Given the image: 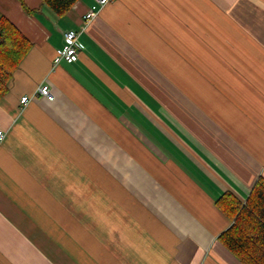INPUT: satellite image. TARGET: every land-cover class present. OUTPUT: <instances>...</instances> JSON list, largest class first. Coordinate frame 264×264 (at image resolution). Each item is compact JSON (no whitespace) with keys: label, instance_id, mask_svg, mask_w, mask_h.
<instances>
[{"label":"crops","instance_id":"1","mask_svg":"<svg viewBox=\"0 0 264 264\" xmlns=\"http://www.w3.org/2000/svg\"><path fill=\"white\" fill-rule=\"evenodd\" d=\"M23 3L0 0L32 43L0 98V264H242L215 202L264 175V0H112L84 28L94 0Z\"/></svg>","mask_w":264,"mask_h":264},{"label":"trees","instance_id":"2","mask_svg":"<svg viewBox=\"0 0 264 264\" xmlns=\"http://www.w3.org/2000/svg\"><path fill=\"white\" fill-rule=\"evenodd\" d=\"M41 1L62 17L77 0ZM31 45L29 38L0 12V98L8 91L13 72ZM215 203L230 220V225L219 235L222 244L242 264H264V175L256 179L244 199L226 191Z\"/></svg>","mask_w":264,"mask_h":264},{"label":"built area","instance_id":"3","mask_svg":"<svg viewBox=\"0 0 264 264\" xmlns=\"http://www.w3.org/2000/svg\"><path fill=\"white\" fill-rule=\"evenodd\" d=\"M112 0H94L95 6L88 12L83 15L82 28L86 27L87 24L94 18L95 14L100 8L111 2ZM81 29H68L63 33L64 44L62 47H59L55 50L54 63L57 64L61 60L72 61L77 55V46H78V36L81 32ZM43 96L47 99L52 100L53 94L49 89L47 83L37 86L35 92L29 96L24 95L20 98V103L25 105L27 104L34 96ZM4 137V133L0 130V142Z\"/></svg>","mask_w":264,"mask_h":264},{"label":"rangeland","instance_id":"4","mask_svg":"<svg viewBox=\"0 0 264 264\" xmlns=\"http://www.w3.org/2000/svg\"><path fill=\"white\" fill-rule=\"evenodd\" d=\"M53 225H54V224H52V226H53ZM48 231L51 232V233H54V231H52V230H50V229H49Z\"/></svg>","mask_w":264,"mask_h":264}]
</instances>
